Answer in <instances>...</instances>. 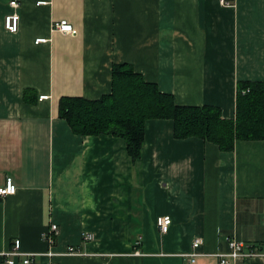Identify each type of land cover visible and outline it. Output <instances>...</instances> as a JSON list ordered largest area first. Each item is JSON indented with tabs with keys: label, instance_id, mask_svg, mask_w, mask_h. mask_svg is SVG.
<instances>
[{
	"label": "crops",
	"instance_id": "1",
	"mask_svg": "<svg viewBox=\"0 0 264 264\" xmlns=\"http://www.w3.org/2000/svg\"><path fill=\"white\" fill-rule=\"evenodd\" d=\"M10 1L0 0V187L11 179L16 193L0 198V254L14 240L46 252L55 224L53 251L86 255L36 264H185L190 253L218 264L229 240L258 254L229 264H264V141L222 152L148 120L132 163L124 140L74 135L58 117L62 97L110 94L112 66L127 64L176 104L234 119L237 83L264 82V0H16V33L3 26ZM62 20L75 35L54 31Z\"/></svg>",
	"mask_w": 264,
	"mask_h": 264
},
{
	"label": "trees",
	"instance_id": "2",
	"mask_svg": "<svg viewBox=\"0 0 264 264\" xmlns=\"http://www.w3.org/2000/svg\"><path fill=\"white\" fill-rule=\"evenodd\" d=\"M32 91L24 90V102ZM58 117L79 136L109 135L124 140L132 163L141 157L148 120L173 122V138H197L231 152L237 141H264V82H238L235 117L224 119L214 106H181L170 94L127 64L112 66L111 92L96 100L62 97Z\"/></svg>",
	"mask_w": 264,
	"mask_h": 264
},
{
	"label": "built area",
	"instance_id": "3",
	"mask_svg": "<svg viewBox=\"0 0 264 264\" xmlns=\"http://www.w3.org/2000/svg\"><path fill=\"white\" fill-rule=\"evenodd\" d=\"M221 3L228 5V2L221 0ZM39 5L45 4V2H39ZM8 6L12 9V12L8 13L3 20L4 29L10 33H16L19 29L20 17L17 13V9L19 8V3L16 0H11L8 3ZM54 31L75 35L76 30L66 21L62 20L56 22L53 27ZM47 39H37L35 40V44L45 43ZM48 96L41 95L38 97V101L47 100ZM16 193V187L13 185L11 179H7L5 185L0 187V198H5L7 196H12ZM171 220L168 216H162L157 218L156 226L160 234L165 235L168 232L170 227ZM59 230L57 225L52 224L49 230L44 234L43 241L47 244L49 250L42 253H30L22 251L20 247V241L14 240L10 248L0 254L2 258L3 264H36V262L42 258L46 257L48 259H53L57 257H82L85 256L84 252L80 251L75 247H67L64 251H53L56 246V240L58 236ZM94 239V235L89 232H84L82 234V241L89 242ZM203 244V240L200 238L194 239L192 243V248L196 250ZM229 252L226 254H217L219 259L218 264H229V259L236 260L238 258H249L252 256H257L258 254L255 251H248L244 248V245L240 242H236L234 240L228 241ZM135 255H139L138 252L134 253ZM186 257L185 264H192L194 262V258L196 253H190L183 255Z\"/></svg>",
	"mask_w": 264,
	"mask_h": 264
}]
</instances>
